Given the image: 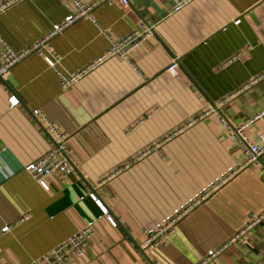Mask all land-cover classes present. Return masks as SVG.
<instances>
[{"label": "crops", "instance_id": "1", "mask_svg": "<svg viewBox=\"0 0 264 264\" xmlns=\"http://www.w3.org/2000/svg\"><path fill=\"white\" fill-rule=\"evenodd\" d=\"M75 10L72 0H24L0 15V37L23 50ZM94 17L97 24L81 19L51 42L68 72L102 56L111 40L143 32L142 22L153 31L68 89L37 53L0 78V264H28L89 224L90 244L71 264H199L264 209V157L190 212L167 245L144 241L246 160L215 106L233 95L219 106L234 126L264 112V79L240 91L264 72V0H193L176 12L173 0H114ZM12 94L21 100L15 107ZM35 109L69 134L74 170L52 174L50 189L25 170L56 147ZM246 133L262 144L264 117ZM248 237L207 264H264V221Z\"/></svg>", "mask_w": 264, "mask_h": 264}, {"label": "built area", "instance_id": "2", "mask_svg": "<svg viewBox=\"0 0 264 264\" xmlns=\"http://www.w3.org/2000/svg\"><path fill=\"white\" fill-rule=\"evenodd\" d=\"M22 1L24 0H0V15ZM72 1L76 5V10L67 15L62 22L55 24L49 33L42 36L32 45L24 48L23 50H16L12 48L3 40V38L0 37V58L2 62L0 66V78L7 76L16 66V64L28 56L37 53L47 61L51 68L56 70L61 87L68 89L109 58H112L113 56H120L124 58L128 57L146 37L152 34L151 32L153 31V27L146 24L145 22H142L143 26L145 27L143 32L129 34L120 40H111V45L102 56L76 72H68L62 65L63 57L52 46L51 42L53 38L59 34H62L69 26L81 19L90 18L96 23L94 17V11L96 8L102 4L111 3L114 0H91L89 2H83L81 0ZM119 1L124 6H128L131 3V0ZM192 1L193 0H173V11L176 12L181 10L184 6ZM239 22V19L236 20V23ZM100 30L105 35H108L106 30L101 28ZM236 58H238V56L234 57L233 59ZM179 65L180 58L176 57L168 66V71L174 75L178 74ZM262 79H264V72L250 78L249 81L240 89V91L247 89L249 86L258 83ZM232 97L233 95L223 98L218 104L222 105ZM9 101L13 107L21 103L20 98L16 94H12L9 98ZM219 105H216L215 107L220 114L219 116L223 121L224 126L232 133L234 138L246 153L245 162L241 165H238L236 168H232L230 171L219 177L199 196L191 199L169 217L156 225L149 233L147 239L144 241L145 247L158 246L162 244L167 245L169 243L170 237L177 231L179 223L200 203L205 201L209 196H211L224 184L230 181L243 168L250 164L259 163L262 161L264 157V133L261 134L262 144H258L253 140V138L247 135L246 129L252 122L264 117V112L249 122H246L240 126H234L229 118H227V116L221 112L222 108ZM32 112L36 117L40 118L41 123L45 126L50 136H52L54 139L56 147L42 155L38 160L28 164L25 167V170L28 171L44 188L50 189L48 179L52 174L61 172L65 175H69L74 170V166L67 155V150L69 148V134L61 131L54 122L45 116L42 110L35 109ZM194 122L195 120L189 124L191 125ZM184 129L185 126L179 128L168 138H172L173 136L182 132ZM91 197L102 207L104 213L109 218L111 223L117 225L116 219L102 205V202L100 198H98L97 194L93 193L91 194ZM263 221L264 209L259 212L251 213L244 226H242L235 234H233L228 241L224 242L218 248L210 250L207 258L199 264H207L211 260L217 258L232 243L247 242L249 239V233L259 226ZM10 229L11 226L7 225L2 229V233H6ZM93 234V225L89 224L82 230L71 235L68 239L56 245L51 250L45 252L38 258L33 259L28 264H71V258L73 255L84 257L86 248L89 246Z\"/></svg>", "mask_w": 264, "mask_h": 264}]
</instances>
